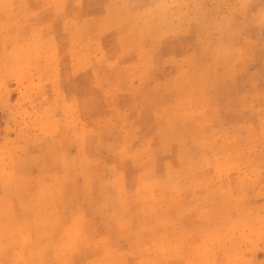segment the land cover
Wrapping results in <instances>:
<instances>
[{
	"label": "rangeland",
	"instance_id": "obj_1",
	"mask_svg": "<svg viewBox=\"0 0 264 264\" xmlns=\"http://www.w3.org/2000/svg\"><path fill=\"white\" fill-rule=\"evenodd\" d=\"M0 264H264V0H0Z\"/></svg>",
	"mask_w": 264,
	"mask_h": 264
},
{
	"label": "bare ground",
	"instance_id": "obj_2",
	"mask_svg": "<svg viewBox=\"0 0 264 264\" xmlns=\"http://www.w3.org/2000/svg\"><path fill=\"white\" fill-rule=\"evenodd\" d=\"M158 10V9H157ZM119 20V19H118ZM262 23V22H261ZM103 26V25H102ZM193 35V34H192ZM165 36V35H164ZM46 53V52H45ZM204 77V76H203ZM257 77V76H256ZM205 84V83H204ZM194 175V174H193ZM195 184V183H194ZM140 212V211H139ZM165 222V221H164ZM159 255V254H158ZM154 258V257H153ZM158 259V258H157ZM150 261V260H149Z\"/></svg>",
	"mask_w": 264,
	"mask_h": 264
}]
</instances>
